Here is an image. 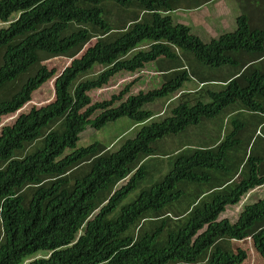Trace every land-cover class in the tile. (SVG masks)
<instances>
[{"label": "trees", "instance_id": "obj_1", "mask_svg": "<svg viewBox=\"0 0 264 264\" xmlns=\"http://www.w3.org/2000/svg\"><path fill=\"white\" fill-rule=\"evenodd\" d=\"M177 1L0 0V121L55 77L53 102L0 135V264H243L247 252L234 241L246 238L264 260V197L234 220L221 218L264 188V27L241 16L235 30L205 42L174 20ZM44 55L71 61L55 76L39 64ZM153 62L167 74L161 88L127 95L129 83L93 103L91 91ZM222 68L242 72L218 80ZM192 80L195 95L185 87ZM177 95L166 115L153 108L165 110ZM222 113L232 117L229 133L221 123L220 138L207 142L196 128ZM121 118L141 126L134 138L116 150L99 142L78 148L89 126ZM192 128L197 143L186 139ZM158 155L174 157L171 169L108 220L144 180L143 162ZM183 205L182 222L172 224L166 209ZM40 250L46 254L36 258Z\"/></svg>", "mask_w": 264, "mask_h": 264}, {"label": "rangeland", "instance_id": "obj_2", "mask_svg": "<svg viewBox=\"0 0 264 264\" xmlns=\"http://www.w3.org/2000/svg\"><path fill=\"white\" fill-rule=\"evenodd\" d=\"M5 23L0 22V27L4 25ZM193 33L201 34L202 32H198V30H193ZM94 39H92L85 48H88L89 46L93 45ZM205 42H209L210 38H204ZM84 52V50H83ZM188 59H191L193 63L194 61V55L192 53H189L186 56L185 64L186 66H190L191 69L194 68V65H190ZM71 61V58H69L67 55H55V56H41L40 57V65L46 66L49 70L55 71V76L60 74L62 70L69 65ZM188 63V64H187ZM157 66V65H156ZM258 66V65H256ZM207 69V68H205ZM216 72V75L218 76V80H223L224 78L232 79L235 77H238L242 71H238L235 69L230 68H222ZM214 73V72H212ZM54 79H50L45 84H43L39 89H37L31 97V101L26 104L24 108H22L19 112H17L14 115H9L6 117H3L0 121V135L2 130L7 127L11 126L15 123L17 118L21 114H25L30 111V109L34 108H41L43 106H46L53 102L54 100ZM165 80V77L159 76V71L157 72L156 68H153L151 64L147 65L144 70L139 71L138 73H125L121 72L117 75H115L113 78L110 79L109 83L100 88L93 90L89 93L90 97L92 98L93 103L101 102V101H108L111 96L117 95L119 92H121L129 83H132V86L129 90V93L127 95H137L140 92H148L150 90L159 89L162 87L163 82ZM198 83L193 81L186 83L185 87L187 91H193L190 92V95H195V91L198 88ZM224 87V84H215L214 86L210 85L209 88L214 90H221ZM127 95L124 97L126 99ZM177 95L172 100H175L174 102L171 101V103L167 104L166 109L159 110L158 106H154L153 108L157 109L159 114L164 116L166 113L171 110L172 105L175 104L178 100ZM167 99L159 100L155 104L159 105L160 108H164L166 106ZM119 102H117L115 105L117 106ZM154 104L146 105L145 109L150 110L151 107ZM164 112V113H163ZM99 112H96L95 115L92 117L93 119L98 115ZM226 113V112H225ZM221 114L216 119L211 120L210 123H206L205 125H202L196 129L201 130V133L203 136L207 139V142H211L212 140H209V137L211 135L216 136L217 139L220 138V130H221V123L224 127L225 134L229 133L230 131V121L232 117L228 119L226 115L227 114ZM158 114V113H156ZM158 117V116H156ZM159 121V120H157ZM141 126L135 124L133 121H131L128 118H121L118 119L115 122H111L106 124L102 129L95 130L91 126H89L85 132L81 134L80 141L78 142V148L87 147L93 143L99 142L106 146L107 148H110V150H116L118 149L125 141L132 139L135 137L136 134H138ZM194 130L193 128L188 131L186 139L191 140V143H197V138L193 136ZM259 134V130L258 133ZM222 137V136H221ZM176 139H172L167 144L168 146H175L177 144ZM40 146V142H36L35 144L28 147L27 151L22 153V155L29 154L32 151H34L36 148ZM217 146V145H216ZM186 152L184 149L179 150L177 152V155L182 154ZM176 154V153H174ZM172 154V155H174ZM176 155V156H177ZM174 157L172 156H152L149 157V159L145 160L143 162V169H144V175L145 178L141 182L137 184V189L134 191H131L128 196H126L123 200L119 201L116 208L113 210L112 213H110L107 216L108 220H114L116 217L120 214L121 209L123 207H126L131 202H133L140 192H145L151 189L153 185H155L157 182H159L165 174L168 172L169 169H171L172 162ZM264 197V188H256L255 190L251 191L244 197V199L237 205L229 206L227 210L221 215V218L227 217L231 220H234L239 212L242 210L245 204L257 202L258 200L262 199ZM188 203V202H187ZM187 208V206H181L177 208V206L169 207L166 210L169 214H171L172 217V224H178V222H182V218L178 219L176 216H179L177 214L181 213V210H184ZM174 217V218H173ZM148 225V224H147ZM0 226H1V220H0ZM241 247L246 250L247 252V259L243 264H264V260L260 257L259 253L256 252L253 242L250 238H246L243 240L234 241V248ZM45 251L40 250L35 255L36 258L44 257L46 253Z\"/></svg>", "mask_w": 264, "mask_h": 264}, {"label": "crops", "instance_id": "obj_3", "mask_svg": "<svg viewBox=\"0 0 264 264\" xmlns=\"http://www.w3.org/2000/svg\"><path fill=\"white\" fill-rule=\"evenodd\" d=\"M176 4V8L171 11L174 20L190 26L192 32L196 29L202 32L196 35L203 40L204 38L211 40L235 30L237 18L241 16L246 18L252 26L264 27V0H178ZM181 56H184L183 52ZM188 61L192 66L195 64L191 59ZM150 64L157 69L155 62ZM195 67L197 64L194 65ZM166 75L164 69L162 72L159 71L160 77Z\"/></svg>", "mask_w": 264, "mask_h": 264}]
</instances>
